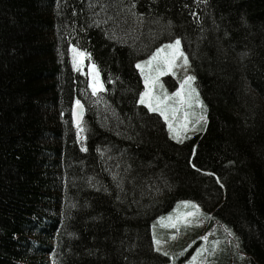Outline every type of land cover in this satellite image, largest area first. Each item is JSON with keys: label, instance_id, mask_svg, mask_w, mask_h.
Returning <instances> with one entry per match:
<instances>
[{"label": "trees", "instance_id": "obj_1", "mask_svg": "<svg viewBox=\"0 0 264 264\" xmlns=\"http://www.w3.org/2000/svg\"><path fill=\"white\" fill-rule=\"evenodd\" d=\"M177 39L207 115L184 142L137 68ZM185 201L264 264V0H0V264H168L159 220Z\"/></svg>", "mask_w": 264, "mask_h": 264}, {"label": "rangeland", "instance_id": "obj_2", "mask_svg": "<svg viewBox=\"0 0 264 264\" xmlns=\"http://www.w3.org/2000/svg\"><path fill=\"white\" fill-rule=\"evenodd\" d=\"M168 44H165L160 48H164ZM180 47L181 50L184 52L182 45ZM168 51V49H165V54ZM156 52L157 50L154 52V54ZM185 56L187 55L185 54ZM151 57L147 60L140 62L139 64L145 65V62L151 59ZM176 63L178 66L174 67L171 71H168L164 75H159L156 71L157 62L153 63L151 69H149L145 65L143 72L141 71V69H138L140 70L143 76V82L145 86L143 94L148 91L149 87H151L152 97L150 99L152 106L155 107L157 104V101L155 99L156 97H159L160 100L164 101V103L161 104L160 107L167 111L168 119L166 120L165 117L162 116L158 111L155 113L159 114L164 119L168 129L169 123H171L172 127L175 128L180 134V142H184L190 139L191 136H193L194 134H197L203 130V127L207 121V115L204 111L203 101L199 97V93L195 86V80L192 82L191 86L195 88L196 93H198V99L202 102L203 108L196 104L195 96L192 100V107H189L188 103L181 104L180 98L174 97V93L180 90L181 84L187 76L195 77L192 72L189 59L187 66L183 65L182 58L180 60H177ZM83 64L84 57L76 56L74 66L77 71H80L78 68H82V66H84ZM160 67L162 71H166L162 64L160 65ZM86 74H88L89 76L91 86L90 88L92 89V91V85L97 82L99 83V85H102L103 88L102 77L96 67L88 65V67L86 68ZM146 76L149 77L150 81L155 80V83L146 85ZM102 88L98 91H101ZM159 88H161V91L157 93V90ZM98 91H96V93ZM165 95L173 97V99L165 100ZM187 97L188 88L187 86H185V100H187ZM144 105L148 107L147 101L146 103H144ZM172 109H178V111L175 112V115H173ZM186 112L189 114V116L188 126L185 130L181 127V125L184 123V117ZM201 115L206 116V120H200L199 123H196V120ZM169 132L171 137L178 142V140L174 138V134L170 131V129ZM189 213H192V215H189ZM219 221L220 219H218L216 215H213L212 213H207L206 210L198 203L193 201H185L179 204V206L171 214L159 220L160 236L159 238L155 237L156 248L161 253H164L165 255H168L170 257V262L168 264H211L212 262L210 261V259L215 256V254H217L220 250L222 252L223 249L226 247V244L230 245L231 248L236 247V258L234 259V264H245L244 262L246 260V255L241 250H239V246L235 240V234L233 233V231L228 230L227 227L223 224V222ZM173 225H175V227H173ZM167 229L175 231V234L172 236V244L174 245L172 250L169 249L168 246H166L165 243L162 241L166 237ZM185 229H187L188 231H194L195 233L198 232L199 236L197 234H194L193 236L188 235L187 237V235H185ZM182 237L183 240H181ZM157 241H159V243H157ZM194 242H196V247L194 248L195 251L192 253L191 259L188 260L186 259L185 250L189 249Z\"/></svg>", "mask_w": 264, "mask_h": 264}, {"label": "snow or ice", "instance_id": "obj_3", "mask_svg": "<svg viewBox=\"0 0 264 264\" xmlns=\"http://www.w3.org/2000/svg\"><path fill=\"white\" fill-rule=\"evenodd\" d=\"M181 41L179 39L175 40L174 43L172 44H168L166 45L164 48H160L157 50V52L151 57V59H149L148 61L145 62V65L151 69L152 65L154 62H157V68L156 71L158 72L159 75H164L166 74L168 71H171L174 67H177V60H180L181 58L183 59V65L187 66L188 65V58L187 56H185L184 52L181 50ZM165 49H168L169 51L165 54ZM77 56L83 57L84 53H76V50L73 49L72 50ZM164 66V69H166V71H162L160 65ZM145 65H141V64H137V68L141 69V71L143 72ZM94 67V66H93ZM158 78V77H157ZM195 80V77L193 76H187L184 80L183 83L181 84L180 90L177 91L176 93H174V97H179L180 98V103H188L189 107H192V100L193 97H196V104L201 106L203 108L202 102L199 101L198 99V93H196L195 88H193L192 82ZM145 83L146 85L149 84H154L155 80L150 81L149 77L146 76L145 77ZM185 86H187L188 88V97L187 100H185L184 98V91H185ZM93 88V94L96 93V91L100 90L102 88V85H99V83H94L92 85ZM152 97V90L151 87H149L148 91H146L140 99V103L144 104L147 101L148 107L151 111L153 112H160V114L162 116L165 117V119H168V115H167V111L162 109L160 107L161 104L164 103V101L160 100L159 97H156V101L157 104L155 107L152 106L151 103V98ZM165 100L168 99H173V97H169L167 95H165ZM77 107H80V102L77 101ZM178 111V109H172V113L173 115H175V112ZM188 116L189 114L186 112L185 113V117H184V123L181 125V127L183 129H187L188 126ZM200 120H206V116L201 115L197 120L196 123H199ZM169 129L170 131L174 134V138H176L178 140V142H180V134L179 132L172 127V124L169 123ZM189 215H192V213H189ZM173 227H175V225H173ZM157 243H159V241H157Z\"/></svg>", "mask_w": 264, "mask_h": 264}, {"label": "water", "instance_id": "obj_4", "mask_svg": "<svg viewBox=\"0 0 264 264\" xmlns=\"http://www.w3.org/2000/svg\"><path fill=\"white\" fill-rule=\"evenodd\" d=\"M83 114H84V108L82 105H80V107H77L74 110V119L77 125L81 123Z\"/></svg>", "mask_w": 264, "mask_h": 264}, {"label": "bare ground", "instance_id": "obj_5", "mask_svg": "<svg viewBox=\"0 0 264 264\" xmlns=\"http://www.w3.org/2000/svg\"><path fill=\"white\" fill-rule=\"evenodd\" d=\"M196 247V242L193 243V245L189 248V254L186 256V259L190 260L192 253L195 251L194 248Z\"/></svg>", "mask_w": 264, "mask_h": 264}]
</instances>
